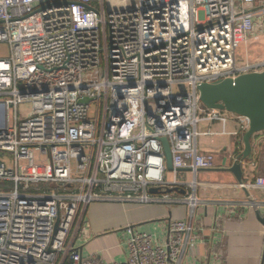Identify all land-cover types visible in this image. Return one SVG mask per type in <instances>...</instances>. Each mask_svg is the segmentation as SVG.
I'll use <instances>...</instances> for the list:
<instances>
[{
  "label": "built area",
  "instance_id": "2783aa9c",
  "mask_svg": "<svg viewBox=\"0 0 264 264\" xmlns=\"http://www.w3.org/2000/svg\"><path fill=\"white\" fill-rule=\"evenodd\" d=\"M121 1L108 11L104 0H0V264H186L204 242L201 200L178 191L216 166L199 137L242 136L250 119L205 107L198 85L264 70L237 53L264 32V0ZM254 181L239 186L264 188ZM101 200L190 211L168 221L165 240L129 226L128 257L106 263L69 244L77 226L88 235L80 214Z\"/></svg>",
  "mask_w": 264,
  "mask_h": 264
},
{
  "label": "crops",
  "instance_id": "0c3cea01",
  "mask_svg": "<svg viewBox=\"0 0 264 264\" xmlns=\"http://www.w3.org/2000/svg\"><path fill=\"white\" fill-rule=\"evenodd\" d=\"M242 57L264 59V32L249 40ZM205 127L201 125V128ZM236 127V122L227 124L231 131ZM252 145V156L242 162L243 181L246 183L264 176V131L255 135ZM198 146L204 153L211 151L215 154L216 166L198 171L196 188L187 185L178 191L183 195L195 193L201 200L195 208V218L203 228L201 236L204 242L198 244L195 255L188 256L186 264H263L264 224L260 216H263L264 188L240 187L234 174L226 169L243 151V135L200 136ZM180 174L189 182L195 177L191 170ZM189 211L186 203L93 201L80 214L81 222L77 220L80 227L84 222L89 223L88 235L81 237L77 226L69 244L83 257L99 256L106 263L121 262L128 257L129 226L165 240L168 221L187 219ZM216 223L218 228L215 229Z\"/></svg>",
  "mask_w": 264,
  "mask_h": 264
},
{
  "label": "water",
  "instance_id": "95a60500",
  "mask_svg": "<svg viewBox=\"0 0 264 264\" xmlns=\"http://www.w3.org/2000/svg\"><path fill=\"white\" fill-rule=\"evenodd\" d=\"M198 89L205 107L226 109L238 115H246L250 119L249 129L243 134L245 147L238 154L240 161H234L231 166L226 168L234 174L240 184H243L242 162L252 156V141L255 135L264 131V70L243 73L237 78H223L214 82H205L198 85ZM81 101L87 103L90 99L82 98ZM161 141L165 148L168 169L172 171L174 165H172V151L168 139L163 137ZM152 191L155 192L156 189ZM260 220L264 224V216H260Z\"/></svg>",
  "mask_w": 264,
  "mask_h": 264
},
{
  "label": "rangeland",
  "instance_id": "374dc122",
  "mask_svg": "<svg viewBox=\"0 0 264 264\" xmlns=\"http://www.w3.org/2000/svg\"><path fill=\"white\" fill-rule=\"evenodd\" d=\"M116 4H122V1L121 0H105V7L107 8L108 11L110 10H114V8H117L118 6H116ZM101 42H102V46H103V51H102V60L104 61V44L105 42L103 41V36L101 38ZM2 46L0 47V54L2 55H7L8 53V50H9V46L6 45V44H1ZM245 44L244 43H241L238 50H237V53H238V57H242V55H244V52H245ZM187 91L188 90V85L186 83H183V84H177L175 86V91ZM30 107V103H27V104H24L21 106V110L23 111H27ZM12 115V113H11Z\"/></svg>",
  "mask_w": 264,
  "mask_h": 264
}]
</instances>
